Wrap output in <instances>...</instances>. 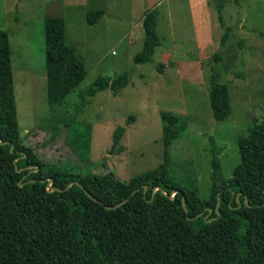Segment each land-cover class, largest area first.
<instances>
[{
  "label": "trees",
  "instance_id": "trees-1",
  "mask_svg": "<svg viewBox=\"0 0 264 264\" xmlns=\"http://www.w3.org/2000/svg\"><path fill=\"white\" fill-rule=\"evenodd\" d=\"M213 1L225 30L223 48L232 31L223 14L229 0ZM103 16V10L91 11L87 22L94 25ZM159 16L158 8L144 15L145 40L135 65L152 62L161 46ZM66 32L62 17L46 18L51 114L45 123L52 140L62 127L69 129L70 141L77 134L71 133L75 111L68 97L85 80L87 67L67 44ZM221 60L216 53L215 63ZM221 77L213 70L210 104L214 118L223 122L232 106ZM129 83L127 73L99 77L89 93L111 90L117 96ZM161 120L163 162L128 182L44 160L21 136L11 43L0 29V264H264V121L256 120L239 136L241 161L231 179L222 176L223 149L210 139L212 187L202 199L195 184L184 186L169 173L170 149L187 124L167 111H161ZM124 132H115L112 151Z\"/></svg>",
  "mask_w": 264,
  "mask_h": 264
},
{
  "label": "rangeland",
  "instance_id": "rangeland-1",
  "mask_svg": "<svg viewBox=\"0 0 264 264\" xmlns=\"http://www.w3.org/2000/svg\"><path fill=\"white\" fill-rule=\"evenodd\" d=\"M154 8L160 12L161 46L152 62L135 65L145 40L144 15ZM97 10L104 16L88 24L87 14ZM223 14L232 31L222 48L225 30L213 0H0V29L10 38L24 144L44 160L70 164L78 173L128 182L163 162L161 111H167L187 124L170 149L169 173L184 186L195 184L207 199L213 172L210 139L223 149L219 159L228 180L241 161L239 136L247 135L256 120L264 121V0H229ZM47 17L65 20L67 44L87 67L85 80L68 97L75 111L71 133L77 134L70 141L69 129L62 127L52 140L45 123L51 114ZM218 52L222 60L215 63ZM213 70L230 91L232 113L223 122L214 118L210 104ZM125 73L130 83L117 96L111 90L89 93L99 77ZM117 130L125 132L112 151Z\"/></svg>",
  "mask_w": 264,
  "mask_h": 264
},
{
  "label": "water",
  "instance_id": "water-1",
  "mask_svg": "<svg viewBox=\"0 0 264 264\" xmlns=\"http://www.w3.org/2000/svg\"><path fill=\"white\" fill-rule=\"evenodd\" d=\"M51 182H52V180H50V184H49V186H51ZM80 185V184H79ZM81 186V185H80ZM82 187V186H81ZM87 194H88V192H86ZM174 194H177V192H174ZM183 206H184V209H185V211L187 212L188 211V209H187V207H186V203H185V198L183 197ZM210 212H211V210H210ZM195 219V218H194Z\"/></svg>",
  "mask_w": 264,
  "mask_h": 264
}]
</instances>
